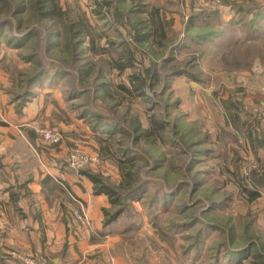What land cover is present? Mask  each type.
<instances>
[{
    "label": "rangeland",
    "instance_id": "1",
    "mask_svg": "<svg viewBox=\"0 0 264 264\" xmlns=\"http://www.w3.org/2000/svg\"><path fill=\"white\" fill-rule=\"evenodd\" d=\"M233 1L55 0L63 14L52 19L38 18L35 0H0L6 115L59 132L70 152L89 143L93 168L114 186L118 163L99 154L108 135L92 126L122 128L103 146L125 170L136 158L143 189L106 230L137 264H264V0L245 4L261 9L254 15ZM158 3L168 41L137 42L135 27ZM205 8L214 21L190 24ZM235 42L255 44L256 59L232 53ZM128 46L136 66L120 71L110 61ZM145 67L141 95L128 76ZM133 118L153 134L132 132Z\"/></svg>",
    "mask_w": 264,
    "mask_h": 264
},
{
    "label": "crops",
    "instance_id": "2",
    "mask_svg": "<svg viewBox=\"0 0 264 264\" xmlns=\"http://www.w3.org/2000/svg\"><path fill=\"white\" fill-rule=\"evenodd\" d=\"M6 98L0 93V264H18L14 250L46 255L49 264H137L121 236L104 227L108 196L70 166L71 148L46 146L33 122L6 115ZM88 144L82 147L91 152ZM77 205L89 224L75 217Z\"/></svg>",
    "mask_w": 264,
    "mask_h": 264
},
{
    "label": "trees",
    "instance_id": "3",
    "mask_svg": "<svg viewBox=\"0 0 264 264\" xmlns=\"http://www.w3.org/2000/svg\"><path fill=\"white\" fill-rule=\"evenodd\" d=\"M54 1L55 0H35V10L37 11L38 18L42 17V18H52L53 19L56 17L55 15L63 14L61 12L62 10L58 8L57 4H55ZM249 2H252V0H240V1L234 0L233 2H230L229 5H230V8L234 12L241 11V12H245L247 15L248 14L254 15L256 14L257 11L261 10L259 8H256L255 10H251L252 9L251 7H248L247 5H245L246 3H249ZM163 8H167V3L164 5H161L159 3L153 4V5H150L149 10H145V12L148 11V17L145 20L141 19L139 23L140 26H136L135 30L133 31L134 33L132 36L137 42H140V43L154 42L157 45H163L166 41H168L169 39L168 37L170 36L168 35V32L165 28L164 20L162 18ZM216 13L214 14L212 10L205 8L204 11L196 15H193V14L190 15L189 23L195 24V22L201 19H205V20L210 19L214 21V18L218 15ZM260 13H262V11ZM255 19L256 18H254V20L252 21H255L258 23V21H256ZM3 25L6 26V24H3ZM171 32L175 33L174 30H172ZM176 34L178 35V33ZM233 45H235V48L232 51V53L237 52L239 55H244L245 59H248V60L256 59L258 52H257V47L255 46V44L249 43L244 46H241V45L238 46V44L235 42ZM240 47H243V48H240ZM127 49H128L127 52H125L122 55L118 54L116 57H114L110 61V63L114 64V67L118 68L120 71H126L128 69H133L136 66L137 60H136L134 51L129 46L127 47ZM152 72H153L152 68L145 67L142 72L144 76H142V73L141 74L132 73L128 76V82L132 86H134L136 89H139L141 91L140 92L141 95H145L146 92L144 88H146L149 85V79L152 77L151 76ZM140 79L142 83L137 84V81H140ZM123 87L127 89L125 86ZM132 123L133 125L131 126V130L135 134L143 133V135L146 137L147 136L150 137L153 134L152 131H148V133H146L145 130H141L142 124L138 118H135V119L133 118ZM92 129L96 134L100 135L99 133H102V134L108 135V137H112L115 134L122 132V128L119 129L117 126L116 128L115 126L113 127V125L111 126L107 125L106 127L99 123L93 124ZM108 137L103 138V136H98L99 138L98 142L100 145L99 154L100 156L106 157L108 159L110 158L118 163V167H119L120 175H121L120 183L117 186H114L108 183L106 177H104L102 173L97 172L98 170L93 168L92 165L85 166L84 168L80 170V173L82 175L86 176L93 182V190L95 194H106L109 198L111 207L103 208L104 227L110 226V224L116 221L119 218L121 212L123 211L121 207L124 206L125 202L128 199L129 200L136 199L138 197L137 195L143 189L142 184H136V181H138V178H139V171L134 170L135 168L134 163L136 161V158L134 156L130 158H126L128 159L127 161L131 165L128 166L129 167L128 170H125L127 168H123V166L119 163L120 161H117L116 158H114L115 155L113 152H106L109 146H106L107 148H105V146H103V142H105L106 140H109ZM122 154L126 155L128 154V152H122ZM247 187L248 186H246L245 188L247 189ZM248 192L250 193V196H251L250 200L256 199L258 197L257 193H252L250 191ZM77 206H78L77 209H79V205ZM17 263L22 264L19 261H17Z\"/></svg>",
    "mask_w": 264,
    "mask_h": 264
},
{
    "label": "built area",
    "instance_id": "4",
    "mask_svg": "<svg viewBox=\"0 0 264 264\" xmlns=\"http://www.w3.org/2000/svg\"><path fill=\"white\" fill-rule=\"evenodd\" d=\"M35 134L37 135V138L53 146H59L64 142L63 136L59 132L50 128H35ZM97 159V156L89 155L80 145H75L73 146L71 155L69 157V164L73 169L81 170L88 164L97 161ZM74 215L82 223L89 224V217L82 207L77 209L74 212ZM10 256L22 264H49L46 255L43 254L19 252L14 250L10 253ZM86 264L90 263L87 262Z\"/></svg>",
    "mask_w": 264,
    "mask_h": 264
}]
</instances>
